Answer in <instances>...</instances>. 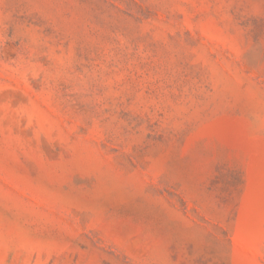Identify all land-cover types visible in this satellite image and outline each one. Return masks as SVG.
Masks as SVG:
<instances>
[{"label": "rangeland", "instance_id": "1", "mask_svg": "<svg viewBox=\"0 0 264 264\" xmlns=\"http://www.w3.org/2000/svg\"><path fill=\"white\" fill-rule=\"evenodd\" d=\"M0 264H264V0H0Z\"/></svg>", "mask_w": 264, "mask_h": 264}]
</instances>
